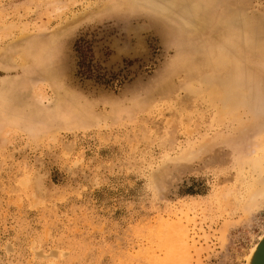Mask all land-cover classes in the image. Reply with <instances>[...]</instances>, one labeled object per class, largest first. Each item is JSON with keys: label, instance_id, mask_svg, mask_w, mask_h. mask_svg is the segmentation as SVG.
Here are the masks:
<instances>
[{"label": "rangeland", "instance_id": "obj_1", "mask_svg": "<svg viewBox=\"0 0 264 264\" xmlns=\"http://www.w3.org/2000/svg\"><path fill=\"white\" fill-rule=\"evenodd\" d=\"M263 124L264 0H0V264H247Z\"/></svg>", "mask_w": 264, "mask_h": 264}, {"label": "water", "instance_id": "obj_2", "mask_svg": "<svg viewBox=\"0 0 264 264\" xmlns=\"http://www.w3.org/2000/svg\"><path fill=\"white\" fill-rule=\"evenodd\" d=\"M258 243L255 245L256 249L253 255L250 256L247 264H261L264 259V235L261 236Z\"/></svg>", "mask_w": 264, "mask_h": 264}, {"label": "trees", "instance_id": "obj_3", "mask_svg": "<svg viewBox=\"0 0 264 264\" xmlns=\"http://www.w3.org/2000/svg\"><path fill=\"white\" fill-rule=\"evenodd\" d=\"M79 68L81 69L79 71V74H81L82 76H85L87 72H89V66L85 63V59L84 57H82V55H81V61L79 62Z\"/></svg>", "mask_w": 264, "mask_h": 264}, {"label": "bare ground", "instance_id": "obj_4", "mask_svg": "<svg viewBox=\"0 0 264 264\" xmlns=\"http://www.w3.org/2000/svg\"><path fill=\"white\" fill-rule=\"evenodd\" d=\"M219 119V118H218ZM249 122V121H248ZM264 125V124H263ZM264 127V126H263ZM264 135V134H263ZM255 194V193H254ZM262 195V194H261ZM258 195H256V197H257ZM259 197V196H258ZM163 238V237H162ZM165 238V237H164ZM261 240H262V238H260ZM163 241H164V239H163ZM162 241V242H163ZM166 241V240H165ZM169 242V241H168ZM164 244H166V243H164ZM167 246V245H166ZM163 247V246H162ZM169 247V246H168ZM255 249H256V247H254L253 248V250H251L252 252L250 253V256L251 255H253V252H255ZM249 259H250V257H249ZM249 259L247 260V261H249ZM261 264H264V259H263V261H262V263Z\"/></svg>", "mask_w": 264, "mask_h": 264}]
</instances>
